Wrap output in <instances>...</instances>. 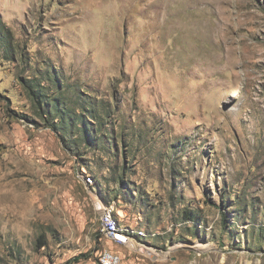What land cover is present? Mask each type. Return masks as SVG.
<instances>
[{"label":"rangeland","instance_id":"rangeland-1","mask_svg":"<svg viewBox=\"0 0 264 264\" xmlns=\"http://www.w3.org/2000/svg\"><path fill=\"white\" fill-rule=\"evenodd\" d=\"M104 249L264 264V0H0V264Z\"/></svg>","mask_w":264,"mask_h":264},{"label":"built area","instance_id":"built-area-1","mask_svg":"<svg viewBox=\"0 0 264 264\" xmlns=\"http://www.w3.org/2000/svg\"><path fill=\"white\" fill-rule=\"evenodd\" d=\"M102 236L108 240L121 244H130L137 238L146 236L144 230L127 228L121 226L112 216L110 209H105L101 215ZM99 264H122V258L116 252L104 249L99 257Z\"/></svg>","mask_w":264,"mask_h":264},{"label":"trees","instance_id":"trees-1","mask_svg":"<svg viewBox=\"0 0 264 264\" xmlns=\"http://www.w3.org/2000/svg\"><path fill=\"white\" fill-rule=\"evenodd\" d=\"M59 118H61V122L64 121V120H63V119H64L63 116L60 115V114L57 116V119H59ZM58 121H59V120H58ZM59 122H60V121H59Z\"/></svg>","mask_w":264,"mask_h":264},{"label":"bare ground","instance_id":"bare-ground-1","mask_svg":"<svg viewBox=\"0 0 264 264\" xmlns=\"http://www.w3.org/2000/svg\"><path fill=\"white\" fill-rule=\"evenodd\" d=\"M100 206V205H99Z\"/></svg>","mask_w":264,"mask_h":264}]
</instances>
